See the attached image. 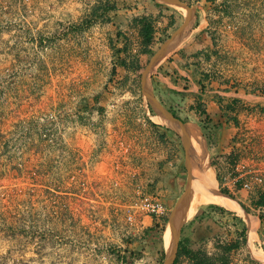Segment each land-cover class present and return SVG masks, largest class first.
I'll list each match as a JSON object with an SVG mask.
<instances>
[{
  "label": "rangeland",
  "instance_id": "obj_1",
  "mask_svg": "<svg viewBox=\"0 0 264 264\" xmlns=\"http://www.w3.org/2000/svg\"><path fill=\"white\" fill-rule=\"evenodd\" d=\"M185 1L196 8L195 27L159 67L179 58L202 88L264 94V0ZM172 7L182 15L169 36L185 19ZM170 13L152 0H0V264H128L120 252L137 247L131 264H159L161 242L146 232L155 216L130 222L128 213L144 192L159 194L172 210L187 182L181 137L153 120L157 112L142 87L144 70L169 37L162 40ZM143 15L157 29L153 54L144 52L136 23ZM125 43L140 54L138 72L118 64L116 49ZM159 67L157 97L200 129L216 166L205 103L168 90L155 77ZM247 99L221 112L240 127L235 137L247 140L244 146L257 140L264 166V100ZM262 189L228 194L258 217L257 232L252 201ZM170 231L167 223L165 248ZM263 238L258 232L256 248L264 250ZM193 247L216 250L215 240ZM231 259L264 264L249 235ZM178 264L191 262L183 256Z\"/></svg>",
  "mask_w": 264,
  "mask_h": 264
},
{
  "label": "trees",
  "instance_id": "obj_2",
  "mask_svg": "<svg viewBox=\"0 0 264 264\" xmlns=\"http://www.w3.org/2000/svg\"><path fill=\"white\" fill-rule=\"evenodd\" d=\"M156 5L161 6L163 9L171 10L169 15V21L164 28L165 36L162 37L164 40L169 36L168 29L172 27H176L179 23V17L182 15L181 12L166 4L160 3L155 0H152ZM115 5L109 7V9H113ZM94 16V14H93ZM136 23L139 26V32L142 37V44L145 46L144 52H149L153 54V50L150 49V46L154 40L156 39V26L152 17L149 15H143L136 18ZM118 55V64L127 68L135 70L136 72L140 71L142 68L140 61V54L133 53L132 48L129 43H125L122 47L116 49ZM123 53V54H122ZM184 66V64H183ZM159 71H163L162 65L159 67ZM116 72V70H114ZM165 87L172 91L178 92L177 90L169 88L166 84ZM155 89L158 90V84L155 82ZM238 101L235 100L234 103ZM166 105V104H165ZM167 106V105H166ZM234 107L233 104L230 107ZM175 115L181 117L184 121H187L186 118L182 117L178 111H176L173 107L167 106ZM153 111V110H152ZM201 113L204 114L207 118L209 115L207 110L201 108ZM156 125H160L155 123ZM164 127L167 130H172L169 127ZM0 143L4 146L5 142V134L0 129ZM184 148V146H183ZM185 150V149H184ZM213 164H215L213 162ZM186 168V166L184 167ZM218 180L221 185L223 183V178L218 172ZM221 190L224 193L233 195L229 188L222 186ZM253 205L256 208H260L259 217L261 220V225L258 230L261 238L264 236V189L259 191L258 197L253 199ZM247 210H250L248 207L243 205ZM221 215V217H218ZM170 213L164 215L162 217H154L155 224L151 227H148L146 232L149 239H154L158 237L161 242V251H160V261L161 264L166 256V248L164 244V233L167 227V223L169 221ZM225 219V221H224ZM233 223L235 228L234 230L227 229V224ZM226 229L229 231L227 232ZM228 233V234H227ZM181 238L179 241V250L177 254V258L174 264H178L181 257L186 256L189 258L191 264H234L231 259V252L238 251L244 245H246L248 240V224L247 221L240 215H238L235 211H232L222 205H218L215 203H209L202 205L199 207L197 213L193 216V218L186 222L182 228ZM227 234L228 238L224 239V235ZM232 236V237H231ZM231 237V238H230ZM264 239V238H263ZM209 240H215L216 250L213 252L207 251L205 248L193 247V244L198 242H207ZM129 255L120 252L121 262L125 261L128 264H131L135 257L139 255L140 248L137 247L135 250L125 249L124 252H128Z\"/></svg>",
  "mask_w": 264,
  "mask_h": 264
},
{
  "label": "crops",
  "instance_id": "obj_3",
  "mask_svg": "<svg viewBox=\"0 0 264 264\" xmlns=\"http://www.w3.org/2000/svg\"><path fill=\"white\" fill-rule=\"evenodd\" d=\"M178 59L179 58L172 59L169 57L163 65L164 67H162L163 71L167 73L158 70L155 77L161 79L171 89L180 91L183 94L186 92V99L189 100L191 98L193 100L191 101L192 104H194V99L197 100L198 103H205L204 106H206L210 123L213 125V128L210 129V138L217 160L215 167L223 178L222 186L230 190H241L240 181H237V179L232 176H227L229 172V163L235 159H241L250 163L252 159L256 157L259 159V164L263 166V160L258 157L261 153L259 149L256 148V144H258L257 140H255V144L252 142L250 147H248L247 145L244 146L247 140H239L238 137H235L240 127L237 124H233V121L228 115L225 116V113L221 112V106L226 107L233 104L236 107L240 102L247 101L248 97H254V99L256 97L257 100L263 98L252 94H246L243 91L223 88L222 86L214 85V83L211 88H202L199 82L201 79L196 81L192 69L183 66L181 60L179 61ZM196 77L200 78L199 76ZM237 99L238 101L234 103ZM196 106L197 105H194L193 107ZM241 122H243V120H241Z\"/></svg>",
  "mask_w": 264,
  "mask_h": 264
},
{
  "label": "water",
  "instance_id": "obj_4",
  "mask_svg": "<svg viewBox=\"0 0 264 264\" xmlns=\"http://www.w3.org/2000/svg\"><path fill=\"white\" fill-rule=\"evenodd\" d=\"M156 1L181 8L185 11L184 21L167 39L164 40L160 48L152 56L142 74V87L144 95L147 97L149 103L157 114L166 120L165 125L175 130L180 135L185 149V164L188 173L187 182L185 190L176 201L169 216L168 223L172 224V242L169 247H166V256L162 262V264H174L179 250L182 228L188 221L186 218L187 203L193 194L197 182V166L189 144V139L187 137V132H189L192 127L196 126H192L189 122L184 121L181 117L175 115L163 102L159 100L154 89L153 74L172 51L171 49H173L193 31L197 14L196 8L185 0Z\"/></svg>",
  "mask_w": 264,
  "mask_h": 264
},
{
  "label": "bare ground",
  "instance_id": "obj_5",
  "mask_svg": "<svg viewBox=\"0 0 264 264\" xmlns=\"http://www.w3.org/2000/svg\"><path fill=\"white\" fill-rule=\"evenodd\" d=\"M204 24L205 23L202 22L201 26H204ZM152 118L158 123L166 124V120L158 114L153 115ZM187 137L189 139V144L191 146L193 157L197 166V182L186 208L187 220H190L194 216L199 207L209 203L222 205L244 215L248 222L249 244L253 250V255L255 258L264 263V250L256 248L254 244V241L257 239L258 235V217L248 213L242 208L236 199L232 198L230 195L219 189L216 168L207 158L206 149L204 146V137L200 129L198 127H192L190 131L187 132ZM166 237V247H169L172 242V224L170 238L168 233H166Z\"/></svg>",
  "mask_w": 264,
  "mask_h": 264
},
{
  "label": "built area",
  "instance_id": "obj_6",
  "mask_svg": "<svg viewBox=\"0 0 264 264\" xmlns=\"http://www.w3.org/2000/svg\"><path fill=\"white\" fill-rule=\"evenodd\" d=\"M252 95L264 99V94L256 93ZM227 176H232L237 181H240V187L249 191L257 187H264V166L259 164V159L256 157L250 163L241 159L233 160L229 163ZM131 208L128 213V220L130 222L136 221L138 216L154 215L159 218L171 213L169 205L155 192H144ZM258 211H260V208H258Z\"/></svg>",
  "mask_w": 264,
  "mask_h": 264
}]
</instances>
